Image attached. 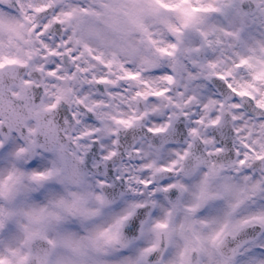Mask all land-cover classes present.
<instances>
[{
	"label": "snow or ice",
	"instance_id": "1",
	"mask_svg": "<svg viewBox=\"0 0 264 264\" xmlns=\"http://www.w3.org/2000/svg\"><path fill=\"white\" fill-rule=\"evenodd\" d=\"M0 264H264V0H0Z\"/></svg>",
	"mask_w": 264,
	"mask_h": 264
},
{
	"label": "rangeland",
	"instance_id": "2",
	"mask_svg": "<svg viewBox=\"0 0 264 264\" xmlns=\"http://www.w3.org/2000/svg\"><path fill=\"white\" fill-rule=\"evenodd\" d=\"M259 21H257V25L251 27L250 33H246L244 39L248 42V45L251 46L256 40L262 39L259 36L261 29L258 27Z\"/></svg>",
	"mask_w": 264,
	"mask_h": 264
}]
</instances>
